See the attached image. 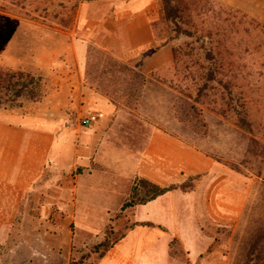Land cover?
<instances>
[{
  "label": "rangeland",
  "instance_id": "374dc122",
  "mask_svg": "<svg viewBox=\"0 0 264 264\" xmlns=\"http://www.w3.org/2000/svg\"><path fill=\"white\" fill-rule=\"evenodd\" d=\"M129 1H83L72 10L69 0H0V68L45 76L43 101L10 112L33 116L39 126L50 120L58 140L67 143L58 155L59 166L50 157L41 179L23 192L14 219L0 236V264H96L100 255L133 227V210L111 213L100 228H92L95 224L83 216L78 221L80 227L70 219L67 207L75 201L73 177L81 171L76 169L72 175L63 171V153L71 148L73 157L74 149L91 141L99 125L107 140L130 141L137 154L152 127H161L245 180L248 196L242 210L219 217L218 223L207 221L203 225L204 236L217 238L229 255V264H244L259 229L264 227V37L258 31L251 37L237 38L244 43L232 49L236 59L228 69L239 73L238 80L203 83L195 75L197 67L190 68L194 64L190 59L173 64L174 47L185 39L171 41L162 0H153L147 9L127 16L123 7ZM210 1L264 23V0ZM149 34L155 41L151 47L125 54ZM81 45L86 49L83 54ZM165 45H170L173 61L151 74L143 71L140 65L144 57ZM225 54L228 60V50ZM47 64L48 68L42 67ZM78 68L74 80L79 88L73 94L66 71ZM85 89L95 97L84 99ZM5 111L9 110L0 108V120ZM94 114L104 115L103 120L85 128L84 120ZM126 122L133 124L134 133L105 127ZM115 175L102 184L107 190L126 191L127 183ZM197 181L189 180L183 190L193 189ZM78 211L84 214L82 208ZM103 222L100 219L97 224ZM190 236L193 238L191 232ZM168 241V236L156 241L150 261L154 263L153 258L166 252L164 263L189 264L182 244L173 238Z\"/></svg>",
  "mask_w": 264,
  "mask_h": 264
},
{
  "label": "crops",
  "instance_id": "0c3cea01",
  "mask_svg": "<svg viewBox=\"0 0 264 264\" xmlns=\"http://www.w3.org/2000/svg\"><path fill=\"white\" fill-rule=\"evenodd\" d=\"M151 3L153 0H131L123 9L129 16L142 12ZM129 24L132 23L129 21ZM154 42L150 35L125 54L131 55L139 49L151 47ZM80 47V53L83 54L86 49L83 45ZM172 61L173 51L170 45H165L144 57L140 68L151 74ZM42 67L48 68L49 64ZM75 71L79 74L80 70L66 71L68 87L73 94L79 88L74 80ZM87 91L83 90L87 95L84 99L95 97L91 90ZM1 116L0 236L14 219L23 192H28L41 179L50 157L59 166L58 155L61 148L67 145L64 140H58L55 124L50 120L45 121L47 125L42 122L43 125L39 126L33 116L10 111L3 112ZM100 118H104V115ZM108 126H105L107 130L115 128V131H125L126 134L135 132L131 122ZM146 126L151 127L148 124ZM88 127L93 128V124L85 126ZM101 127L99 125L93 130L92 140L86 141L88 144L74 149L73 157L70 156L71 148L63 153L62 170L71 175L76 169L81 171L73 177L74 192H71L74 193L75 201L67 207L70 219L78 223L83 216L95 224L92 228L105 226L111 213L122 211L123 206L130 201L133 195L131 188L137 177L162 188H177L151 202L127 209L133 210L135 227L124 234L125 237L111 247L98 264L113 261H119L120 264H166L164 261L167 258L163 257L167 255L166 252L162 257L153 258L154 263L149 257L153 247L158 244L156 241L165 236H168V242L173 238L182 244L189 264H229V255L220 247L217 238L204 236L203 225L207 221L218 223L219 217H229V214L242 210L248 196L245 180L225 164L161 127H152L139 154L134 153L130 141L118 142L120 146L115 141L107 140L104 137L105 130ZM66 159L70 160L69 165L65 164ZM113 175L122 183H127L126 191L105 188L102 183ZM193 178L198 179L196 186L184 191L183 185ZM98 181L101 183L98 184ZM234 193H237V198ZM115 202L119 203L118 207L114 206ZM79 208L84 210L83 215L78 211ZM140 212L143 217H138ZM90 213L95 217H90ZM100 219L104 222L98 225ZM78 224L80 227L81 224ZM172 232H176L175 235ZM181 232L187 233L188 237H183Z\"/></svg>",
  "mask_w": 264,
  "mask_h": 264
},
{
  "label": "trees",
  "instance_id": "16d2710c",
  "mask_svg": "<svg viewBox=\"0 0 264 264\" xmlns=\"http://www.w3.org/2000/svg\"><path fill=\"white\" fill-rule=\"evenodd\" d=\"M83 1L100 0H69L72 10L77 9ZM162 2L165 17L171 26L173 35L171 41L185 39L184 43L174 47L173 64H180L185 58L190 59L194 63L190 68L197 67L195 75L203 83L238 80L239 73L229 70L232 68V61L236 59L231 51L244 43L243 40L237 41L241 35L251 37L253 33L260 31L264 37V23L258 24L242 12L210 0H162ZM227 50L228 60L225 54ZM44 80L45 76L42 73L3 71L0 68V108L14 111L25 104L41 103L46 96ZM142 188L146 192H139ZM176 188L177 186L162 188L137 177L133 188L135 192L130 201L123 206L122 211L137 204L151 202ZM137 195L142 197L136 199ZM124 237L125 235H121L109 246L100 255L99 261ZM244 264H264V227L259 229Z\"/></svg>",
  "mask_w": 264,
  "mask_h": 264
},
{
  "label": "built area",
  "instance_id": "2783aa9c",
  "mask_svg": "<svg viewBox=\"0 0 264 264\" xmlns=\"http://www.w3.org/2000/svg\"><path fill=\"white\" fill-rule=\"evenodd\" d=\"M99 115H92L91 117H88L84 120L85 126H91L94 122L98 121Z\"/></svg>",
  "mask_w": 264,
  "mask_h": 264
}]
</instances>
